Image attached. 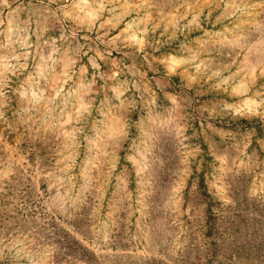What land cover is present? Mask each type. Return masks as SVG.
Returning a JSON list of instances; mask_svg holds the SVG:
<instances>
[{
	"label": "rangeland",
	"instance_id": "obj_1",
	"mask_svg": "<svg viewBox=\"0 0 264 264\" xmlns=\"http://www.w3.org/2000/svg\"><path fill=\"white\" fill-rule=\"evenodd\" d=\"M0 264H264V0H0Z\"/></svg>",
	"mask_w": 264,
	"mask_h": 264
}]
</instances>
